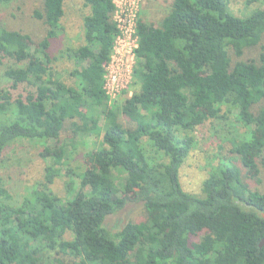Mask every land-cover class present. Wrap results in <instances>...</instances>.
I'll return each instance as SVG.
<instances>
[{
    "label": "trees",
    "instance_id": "trees-1",
    "mask_svg": "<svg viewBox=\"0 0 264 264\" xmlns=\"http://www.w3.org/2000/svg\"><path fill=\"white\" fill-rule=\"evenodd\" d=\"M40 1L34 16L47 27L43 39L0 21V67L9 82L6 89L0 82V162L19 140L45 142L43 157L52 159L63 154L58 141L67 125L75 138L86 137L102 119L104 147L78 189L70 178L65 198L50 189L57 175L50 164L46 189L21 203L1 185L0 264H264V192L247 180L259 181L264 161V46L256 60L231 55L261 44L264 9L237 15L230 0H174L160 26L138 19L140 91L111 107L105 79L119 35L114 1L80 0L90 9L83 45L61 53L74 63L70 82L57 76L52 53L67 0ZM232 116L248 130L232 142L236 159L217 164L201 195L186 192L180 169L198 128ZM117 170L148 219L112 233L108 217L130 201L120 198ZM52 253L75 261H51Z\"/></svg>",
    "mask_w": 264,
    "mask_h": 264
},
{
    "label": "rangeland",
    "instance_id": "rangeland-1",
    "mask_svg": "<svg viewBox=\"0 0 264 264\" xmlns=\"http://www.w3.org/2000/svg\"><path fill=\"white\" fill-rule=\"evenodd\" d=\"M174 0H116L120 7L124 4H138V19H142L157 26L161 25L164 17L170 12ZM231 10L237 15H246L254 9H264V0H230ZM42 2L40 0H14L10 3L0 5V21L9 30L21 32L23 35H29L35 40H41L46 35L47 27L43 21L35 18L36 10H41ZM66 15L62 21L63 35L54 42L52 53L54 58L58 60L54 63V71L65 81L69 80V74L74 68L73 61L61 53L65 50L77 49L84 42L83 21L84 17L89 15L90 9L86 7L80 0H67L65 4ZM33 53L38 52L35 44H25ZM264 46V35L261 44L254 48H247L244 54L239 58L232 50L231 55L235 61H250L258 59L261 47ZM5 67H0V82L6 89L9 82L5 78ZM70 82V81H68ZM140 91V86L135 84V80L131 82L129 87L125 89L117 102L110 103V106H118L124 100L134 93ZM128 95H127V94ZM128 96V97H127ZM122 122L129 127L135 124L127 122L124 117ZM104 119L101 120L100 128L93 132L91 136L77 137L70 131V125H67L59 142L63 154L53 153L45 159L43 157L45 142L39 140H19L9 147L6 156L0 162V187L7 189L16 199L17 203H21L26 198H31L35 191L45 190L46 168L50 164L56 171L54 183L49 185L50 189L59 197L68 196V183L70 178L73 179V185L76 189L80 187L81 173H86L93 168L95 151L103 145V129ZM247 128L237 122L236 117H228L220 123L209 120L201 125L196 132V147L191 151L188 158L180 169V182L183 189L191 194L201 195L203 184L208 179L211 171L217 167L222 160L226 161L228 157H234L232 153L234 139H241L246 136ZM144 144L150 155L154 156L158 162L163 161L160 156L155 155L154 150L149 144ZM74 145L76 146L74 149ZM47 146H55L54 141H50ZM226 159V160H224ZM230 159V158H229ZM239 159V157H238ZM261 174L259 181L247 180L254 190L264 192V161H259ZM125 173L115 171V180L119 186L120 198L127 197L125 208L118 213L108 217L106 227L112 233H118L122 227L132 222H144L148 219L147 211L144 204L135 201L133 193L125 194L123 186L125 182ZM2 185V186H1ZM51 261L57 258L65 259L67 262H74L73 257L59 256L55 253L49 255Z\"/></svg>",
    "mask_w": 264,
    "mask_h": 264
},
{
    "label": "built area",
    "instance_id": "built-area-1",
    "mask_svg": "<svg viewBox=\"0 0 264 264\" xmlns=\"http://www.w3.org/2000/svg\"><path fill=\"white\" fill-rule=\"evenodd\" d=\"M115 22L119 35L116 38L111 62L106 66L105 90L110 103L117 102L121 93L134 80L139 38L137 37L138 4H124L120 7L116 0Z\"/></svg>",
    "mask_w": 264,
    "mask_h": 264
}]
</instances>
